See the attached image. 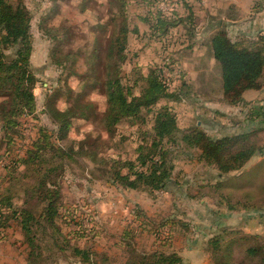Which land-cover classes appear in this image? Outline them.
I'll use <instances>...</instances> for the list:
<instances>
[{"label": "rangeland", "instance_id": "rangeland-1", "mask_svg": "<svg viewBox=\"0 0 264 264\" xmlns=\"http://www.w3.org/2000/svg\"><path fill=\"white\" fill-rule=\"evenodd\" d=\"M210 1L212 0H158L151 8H134L133 11H137L140 17L150 18L152 14L149 10L153 13L161 10L169 16L173 14V10H179L188 25L190 22L198 25L197 33L202 37L201 31L204 32L211 23L208 22ZM25 3L33 16L31 61L38 80L34 88L37 111L35 115L20 118L18 132L14 133L12 140L0 129V193L11 186L10 173L13 176L32 173L22 161L35 148V143L42 136L41 129L46 128L47 132L55 129V124L44 112L47 96L58 87L62 72L51 63L50 51L54 44H59L65 51V54H60L62 58H66L68 53V57L77 53L81 57L88 56L84 49L94 47V37L102 34V39L105 38L102 30L95 24L102 16L109 21L111 10L116 11L118 8L117 5H109L105 9L103 3L107 4V0H25ZM223 6V3L219 4L222 10ZM230 8L227 9L228 13L234 11ZM108 10V16H105ZM146 24L140 23L141 40L138 39L140 43L135 46L141 52L136 62L128 67L129 71L147 73L150 66L157 65L165 68L164 81L170 84V91L174 92L177 87L183 88L189 96L179 104L168 99L161 101V104L176 106L181 126L188 128L200 123L202 126H199L208 130L211 127L228 128L231 125L228 115L238 114L227 111L228 115L222 117L220 112H210L214 110L210 106L219 100L217 93L211 97L214 100L206 96L208 86L203 84L204 79L210 81L216 71L211 65L209 68L205 67V64L208 65L206 49L198 46L192 51L186 49L190 45V39L181 26L182 38L178 42L175 37L172 44H165L167 50H164V42L160 41V37L150 38ZM174 31L172 30L173 34ZM176 41L178 44L174 45ZM78 65V71L85 72V63L80 61ZM68 84L79 93L85 86L75 77L70 78ZM87 93L85 98L97 100L102 112L105 103L98 89ZM57 98V106L64 108L67 96L57 95ZM145 126L141 121L124 124L117 129L115 135L109 136L102 134L98 123L93 120L78 119L74 121L68 139L62 144L73 147L78 141L93 144L96 138L102 136L98 160H109L110 164L113 163L111 159L121 160V163L136 161L140 140V133L137 132ZM254 131V142L257 147L264 148V130ZM88 133L91 134L87 135ZM54 143L60 145L58 140H54ZM147 152L148 149L145 150ZM195 152L193 150L182 155L181 152H175L174 156L178 157L173 159V183L168 191L155 193L114 184L108 170L97 167L88 158H78L55 180L60 182L62 193L60 214L56 218L55 227H46V220L41 218V205L37 202H31L30 199L28 206L21 207L30 195L21 185L24 182L32 184L35 180L30 178L23 179L20 183L15 182V206L19 209L28 208L37 215L34 222V228L38 225L36 231L39 234L36 251L41 252H33L31 249L21 219L18 222L10 221L0 227V264H125L129 257L138 259L139 256L133 253L139 252L142 255L162 250L167 253L177 252L183 258L182 264H205L208 262L206 256L211 259V253L207 250L208 241L224 230L226 233L233 232L232 236L240 233V242L233 246L232 255L235 262L244 260L245 248L258 243L264 244V237H258L264 235V208L260 212L231 211L226 203H219L230 195L231 204L237 205V200H245V195L249 194L255 198L253 201L256 204L263 205V190L260 185L264 183V164L258 163L264 162V158L239 172L220 177L217 176L219 171L200 161ZM94 154L91 153L95 158ZM17 161L19 162L16 163ZM136 164L141 170L138 161ZM219 183L223 185L220 188L217 186ZM251 212L253 213L250 214ZM256 216H261L259 223L252 222V218ZM74 249L80 250V254ZM87 253L97 262L85 261ZM191 254L196 255L199 261H193Z\"/></svg>", "mask_w": 264, "mask_h": 264}, {"label": "trees", "instance_id": "trees-1", "mask_svg": "<svg viewBox=\"0 0 264 264\" xmlns=\"http://www.w3.org/2000/svg\"><path fill=\"white\" fill-rule=\"evenodd\" d=\"M157 2L158 0H107V4L103 3L105 9L109 5H117L118 8L116 11L111 10L109 21L104 16V19L98 18L99 21L95 25L102 30L105 38L102 39V34L94 37V47L84 49L88 56L81 57L77 53L68 57V53L66 58H62L60 54H65V51L59 44H54L50 51L51 63L62 70L58 87L54 93L47 96L44 105V112L55 124V129L52 132H47L46 128L41 129L42 136L35 143V148L29 151L27 159L22 161L32 173L18 176L10 173L11 186L0 193V227L21 219L22 228L33 252H41L36 251L39 234L36 231L38 225L34 228V222L37 215L28 208L19 209L15 206V182L20 183L23 179L30 178L35 180L32 184L24 182L21 185L30 194L21 207L28 206L30 199L31 202H37L41 205V218L46 220V227H55L62 197L60 182L55 180L78 158H88L97 167L108 170L110 180L114 184L155 193L168 191L173 183V159L178 157L174 156L175 152H181L182 155L195 150L198 159L216 168L220 177L239 172L253 158L264 155V148L257 147L254 142V130L239 133H230L227 130L221 136H213L199 125L188 128L181 126L176 106L161 104V101L168 99L179 104L189 96L183 88L177 87L174 92L170 91V84L164 81L163 66H150L147 73L129 71L128 67L140 56L141 50L137 49L135 44H139L141 40L142 22L147 23L150 38L160 37V41L164 42V50H167L165 44H172L175 37L178 42L182 38L181 26L185 28L190 39V45L186 49L192 51L200 42L198 25L190 22L189 26L179 10H173L171 16L161 10L156 13L149 10L152 14L150 18L140 17L137 11H133L134 8H151ZM108 13L109 10L105 16H108ZM32 21V12L25 0H0V129L10 140L14 133L18 132L20 118L24 115H35L37 111L34 88L38 80L31 61ZM172 30H175L174 34ZM178 42H174V45ZM209 44L212 56L217 62V74L221 78L222 95L226 103L240 105L245 101L246 91L260 90L264 86V33L255 38L243 37L235 41L229 32L221 27L210 39ZM207 45L205 41L201 47ZM80 61L87 66L82 73L78 71ZM72 77L80 79L81 84L85 85L82 92H76L69 86L68 82ZM96 89L104 99L105 108L102 112L97 100L96 102L85 98L87 92ZM57 95L67 96L64 108L57 106ZM78 119L93 120L98 123L101 133L109 136L115 135L117 129L124 124L141 121L143 126H146L137 132L140 133V140L136 161L142 169L137 168L136 161L121 163V160L111 159L113 163L110 164L109 160H98L99 141L102 136L96 138L93 144L81 141L75 142L74 147L62 144L68 139L72 125ZM89 134L91 133L87 135ZM54 140H58L60 145L54 143ZM146 149L149 152L145 153ZM91 153H95V158ZM258 164L263 165L264 162ZM217 186L220 188L223 185L219 183ZM260 187L264 197V183ZM248 195H245V200H237V205L231 204L230 195L225 196L219 204L226 203V207L231 211H255L264 208V204H256L253 201L255 198ZM224 231L207 243V250L211 253L210 264H264V244L260 243L245 248L244 260L235 262L236 259L232 255L233 246L240 242V233H234L232 236L233 232ZM258 237L262 238L264 235ZM74 250L80 254V250ZM133 254L138 255V259L129 257L125 264L183 263V258L177 252L167 253L162 250L151 254ZM85 261L97 262L88 256V253Z\"/></svg>", "mask_w": 264, "mask_h": 264}, {"label": "crops", "instance_id": "crops-1", "mask_svg": "<svg viewBox=\"0 0 264 264\" xmlns=\"http://www.w3.org/2000/svg\"><path fill=\"white\" fill-rule=\"evenodd\" d=\"M220 3H223L224 5L223 10L219 8ZM209 4L210 6L208 9V22L211 23H209V27L204 32L201 31L202 37L198 36V40L200 42L197 45L198 47H201V44L206 41L208 45L203 47L206 49V59L208 61V65L206 66L205 64V67L209 68V65H211L214 70H216L215 75L211 77L210 81H206L204 79L203 82L205 86H208L206 96L210 97L209 99L212 100L213 98L211 97L213 96V94L217 93L216 97L219 100L218 102H220L212 104L210 108L214 110H210V108L209 110L210 112H220L221 115H223L222 117H226V115H228L227 111H235L238 115H228L230 117L229 119L231 120V125L228 128L223 126L219 129H213V127H211L209 130L206 128L203 129L208 131L213 136H221L223 132H227V130L230 133L251 132L253 130L260 129L264 130V126H261L262 124H264V86L260 90L246 91L244 94L245 101L241 105L233 106L226 103L222 95L221 78L217 74V62L212 56V49L210 48L209 44L210 39L221 27H224L235 41H238L243 37L255 38L259 35H262L264 33V0H212L209 2ZM228 8H233L234 11H232V13H228ZM205 34L206 37L204 36ZM202 39H204L205 41L202 42ZM216 85H219V87ZM250 124L251 127H249ZM199 125L202 126V124L200 123ZM208 125H210L209 122ZM263 158L264 157L261 156L255 157L247 165V167L249 165H255ZM253 212H251L250 214H252ZM258 212H260V210H258ZM255 213H257V211ZM261 216L253 217L252 222L259 223ZM191 256L193 255L191 254ZM206 257L208 262H206L205 264H210L211 259H209L208 256ZM196 258L197 256L195 255L191 259L193 261H199V258Z\"/></svg>", "mask_w": 264, "mask_h": 264}]
</instances>
